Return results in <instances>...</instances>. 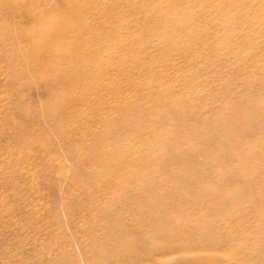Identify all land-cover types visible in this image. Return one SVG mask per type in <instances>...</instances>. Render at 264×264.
Masks as SVG:
<instances>
[{"label":"rangeland","instance_id":"rangeland-1","mask_svg":"<svg viewBox=\"0 0 264 264\" xmlns=\"http://www.w3.org/2000/svg\"><path fill=\"white\" fill-rule=\"evenodd\" d=\"M218 212L264 246V0H0V264H152Z\"/></svg>","mask_w":264,"mask_h":264},{"label":"bare ground","instance_id":"bare-ground-1","mask_svg":"<svg viewBox=\"0 0 264 264\" xmlns=\"http://www.w3.org/2000/svg\"><path fill=\"white\" fill-rule=\"evenodd\" d=\"M100 37L105 39L107 34H101ZM50 54L53 65H58L54 57L55 51ZM246 221L247 218L244 215L231 217L220 212L214 213L213 220L204 224L203 230L197 231V233H195L196 231L187 232L186 236L183 233L172 232L165 238L166 243H159L155 248L145 247L140 257L145 261L152 260V264H169L170 262L168 263L163 257L169 253L180 251L182 257L171 264H250V259L255 253L264 252V246L261 248L245 247L228 258L223 257L218 252L224 246L235 248L243 238L249 235L248 231L243 228ZM234 224H238V227ZM194 236L200 238L199 247L188 251L186 242H189L191 240L189 238H194ZM184 243L186 245H183ZM182 246L184 247L183 250ZM235 249L237 250V248ZM203 251L204 256H202Z\"/></svg>","mask_w":264,"mask_h":264}]
</instances>
